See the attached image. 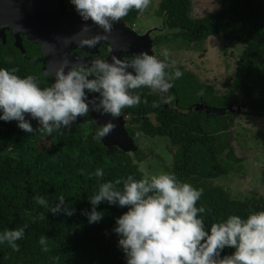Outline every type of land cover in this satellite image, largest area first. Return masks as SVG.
Instances as JSON below:
<instances>
[{
  "label": "trees",
  "instance_id": "16d2710c",
  "mask_svg": "<svg viewBox=\"0 0 264 264\" xmlns=\"http://www.w3.org/2000/svg\"><path fill=\"white\" fill-rule=\"evenodd\" d=\"M192 5L193 0H161L158 15L167 31L164 36L188 46L223 34L243 46L236 72L226 91L219 92L184 68L163 61L169 73L179 69L183 75L164 96L170 99L147 87L134 90L141 102L128 107L133 126L128 133L136 157L120 144L97 138L104 125L91 115L50 135L39 130L26 133L15 121H0V231L27 225L18 250L0 244V264H126L114 228L116 217L127 207L102 201L96 210L103 216L94 223L85 213L92 210L89 199L101 182L147 175L136 160L144 152L140 146L145 140H157L170 152L165 171L202 191L197 207L205 208L199 215L206 230L229 215L246 218L264 210V194L255 190L236 196L212 182L229 175L234 161H244L232 144V129L242 115L238 107L242 110L245 103V115L264 117V0H221L219 11L200 18L192 17ZM142 11L131 9L122 21L134 26ZM93 95L98 101L99 95ZM197 104L205 108L197 110ZM31 123L38 129V123ZM96 169H103V178L95 177ZM37 195L50 205L63 196L74 212L53 215L36 203ZM41 236L47 237V251L39 242ZM233 251L226 247L221 257Z\"/></svg>",
  "mask_w": 264,
  "mask_h": 264
},
{
  "label": "clouds",
  "instance_id": "9594fccd",
  "mask_svg": "<svg viewBox=\"0 0 264 264\" xmlns=\"http://www.w3.org/2000/svg\"><path fill=\"white\" fill-rule=\"evenodd\" d=\"M70 3L86 22L82 30L88 29L87 22L91 21L107 34L131 9L145 10L151 0H70ZM83 42L89 47L97 43L92 37L84 38ZM163 55L167 58V50ZM167 67L147 51L130 59L113 57L110 62L96 59L90 65L72 66L66 72L62 64L47 87L39 86L31 75L21 77L14 69L0 68V121H15L26 133L39 130L50 135L88 114L90 103H95L89 100L88 93L99 95L95 110L119 117L124 108L141 102L134 90L147 87L162 97L169 92L172 82L183 73L179 69L169 73ZM32 119L38 122V129L33 128ZM113 128L108 123L98 130L97 138L106 136ZM94 175L103 178V169H96ZM121 184L122 188L117 187ZM201 195V190L179 181L173 173L161 171L140 179L129 175L126 179L101 182L89 199L92 210L85 214L88 222L94 223L103 216L96 210L102 201L127 207L116 217L114 228L126 264H264V210L250 212L246 218L229 215L206 230L199 215L205 208L197 207ZM35 201L53 215L64 212L71 216L74 212L66 206L63 196L51 205L43 196L37 195ZM26 227L0 231V244L7 243L18 250L17 241L24 237ZM39 242L47 251V237L41 236ZM226 247L234 251L221 257Z\"/></svg>",
  "mask_w": 264,
  "mask_h": 264
},
{
  "label": "rangeland",
  "instance_id": "374dc122",
  "mask_svg": "<svg viewBox=\"0 0 264 264\" xmlns=\"http://www.w3.org/2000/svg\"><path fill=\"white\" fill-rule=\"evenodd\" d=\"M160 2L161 0H151L148 8L141 12L132 28L139 34L148 30L149 32L154 31L153 34L157 40L152 47L154 52L152 55L156 56L154 50H157L158 57L163 59L162 61L180 66L203 82L213 85L219 92H225L226 83L236 72L238 57L243 52V46L227 41L223 34L215 35L203 43L188 46L182 42L168 41L164 36L167 31L163 32V18L158 15ZM66 3L69 9L73 8L70 0ZM220 7L221 0H193L191 14L194 18H200L219 11ZM165 50L168 52L167 58L163 55ZM241 105L243 106L240 112L242 115L237 116L236 125L232 129V144L236 155L244 161L241 163L234 161V169L229 175L221 176L212 182L215 185L225 186L236 196H245L255 190L264 194V117L245 115L248 108L245 103ZM105 116H107L108 123L113 119L109 114ZM122 117L127 118L126 114ZM120 143L129 144V141L120 136ZM129 145V151L135 153L133 156L136 157L135 149L132 150L133 142L131 146ZM158 147H163V144L157 140L141 142L140 148L144 152L139 154L137 157L140 158L136 160L147 175L165 171L166 165L169 164L168 160L171 159V154L167 149L159 150ZM169 148L171 151V147ZM239 166H242L241 170Z\"/></svg>",
  "mask_w": 264,
  "mask_h": 264
},
{
  "label": "water",
  "instance_id": "95a60500",
  "mask_svg": "<svg viewBox=\"0 0 264 264\" xmlns=\"http://www.w3.org/2000/svg\"><path fill=\"white\" fill-rule=\"evenodd\" d=\"M4 5L5 9L9 11V18L14 21L21 20L26 23L29 21L30 25L27 31L36 42H40L46 54V60L52 63L53 59L67 60V65L74 64L88 65V59L81 58L78 54L72 53L74 49L82 47L83 49L92 50L87 44L83 42L84 38H94L97 43L95 46L101 45L103 42L109 43L114 50L113 57L121 58L123 51L128 53H140L147 51L149 54H154L152 47L154 39L150 36L151 32L139 34L130 26H128L122 19L113 24L111 32L103 34L102 30L88 21L89 28L82 30L85 23L81 17L74 10L72 13L67 11L65 0H0V6ZM1 19L5 17L1 14ZM24 23V24H25ZM26 26V25H25ZM142 47L143 50H140ZM65 65V67H69ZM87 92V90H86ZM90 101L96 103L91 93H88ZM95 103H90L89 112L97 123L104 125L108 124L105 120V114L101 110H95ZM205 105L197 104L196 109H202ZM232 111L235 110L230 107ZM219 112V110L214 109ZM240 113L241 107L236 110ZM26 119H31L26 116ZM108 121V120H107ZM31 122L38 123L32 119ZM111 123V121L109 122ZM124 128V129H122ZM120 136L129 141L127 143H120ZM115 138V139H112ZM104 139L110 143L120 144L126 150L128 145L131 146L133 139L130 138L128 130L120 125H115L114 128L104 136ZM134 146L132 145V150Z\"/></svg>",
  "mask_w": 264,
  "mask_h": 264
},
{
  "label": "flooded vegetation",
  "instance_id": "af4514ba",
  "mask_svg": "<svg viewBox=\"0 0 264 264\" xmlns=\"http://www.w3.org/2000/svg\"><path fill=\"white\" fill-rule=\"evenodd\" d=\"M65 4L67 11L72 13L75 10L74 6L72 9H69L66 0ZM1 14H4L5 17H3V19L0 18V68H6L9 70L14 69L16 74L21 77L31 75L36 78V82L41 87L50 86V84L55 79L54 74L57 68H59L62 64L64 65L65 72L69 70V67H65V65H67V63L65 64V62H67L66 59L63 61L59 59H53L52 63L46 60V54L42 47V44L40 42H36V40L31 37L27 31V29L29 28L28 26L30 25L29 21L26 20L25 23L22 18L21 20L17 18V20L13 23L11 21V18H9V11L5 9L4 5L0 6V16H2ZM130 27L132 28L133 26ZM153 33L154 31L151 32L150 36L155 41L156 38L155 34ZM143 48L144 47H142L140 50H143ZM91 49L92 50L87 51L82 47H78L77 49H74L72 53L78 54L83 59H88V65H90L91 62L96 59L107 60L110 62L113 58L112 51L114 50V48L109 43L103 42L99 46L91 47ZM134 54L138 53H128L126 51H123L121 54V58L130 59ZM67 66L72 67L75 65L69 64ZM129 70L131 71V69ZM172 90L173 88L171 87L169 92L164 94V96L169 95ZM91 95L96 103H98L93 93H91ZM130 112L131 111L128 109V107L124 108L121 112V115L119 117L113 118L111 120V123L114 126L120 125V127H125V129L129 131V128L133 127L131 122L129 121L132 116ZM125 114L127 118L122 117ZM104 118L105 120H108L107 116H105Z\"/></svg>",
  "mask_w": 264,
  "mask_h": 264
}]
</instances>
